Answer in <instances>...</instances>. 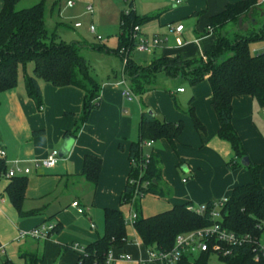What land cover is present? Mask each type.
<instances>
[{
	"label": "trees",
	"instance_id": "trees-1",
	"mask_svg": "<svg viewBox=\"0 0 264 264\" xmlns=\"http://www.w3.org/2000/svg\"><path fill=\"white\" fill-rule=\"evenodd\" d=\"M0 94L15 88L19 83L20 71H23L27 93L38 106L42 103L41 82H49L56 87L76 86L84 93V106L80 118L73 131H67L65 136L76 137L82 126L87 122L90 112L100 105L102 85L90 71V66L80 54L78 43L56 41L55 34L48 31L45 22V0L28 8L16 9L21 0H0ZM126 1V0H125ZM264 0H240L228 4L225 9L209 18L207 33H215L220 27L229 22L241 24L250 16ZM121 14V28L123 33L119 42L118 52L125 56V49L129 55L136 46L137 39L133 37V28L148 18H141L134 10L133 1ZM249 15V16H248ZM258 23V22H257ZM264 39V28L255 36L237 37L229 42L225 36L217 35L214 44L198 59H182L157 57L149 65V70L155 75L163 72L169 78L185 77L192 85L207 80L212 90V107L219 120L218 136L228 142L234 153V158L228 162L232 169L241 166V159L247 157L242 139L232 124L233 100L241 96H251L264 108V51L253 53L250 42ZM101 49V48H99ZM232 52L231 56L219 61L225 52ZM33 63V74H28V64ZM136 62L128 56L124 66L126 78L131 82L135 94L142 95L148 86L155 81H143L135 70ZM148 70V69H147ZM134 83V86H133ZM189 101V108L185 111L192 119L195 129L199 133H206V127L198 117L195 108ZM180 111V107L176 105ZM185 129V123L160 120L155 114L143 112L139 125V139L132 142L129 149L131 169L126 187L121 196V205L132 202L136 193L135 181H148V186H140V194L135 199L134 228L146 249L169 251L174 247L179 234L196 231L214 225L216 222L236 234H251L260 238L264 234V185L260 181L263 165L250 162L253 180L250 183L235 187L227 202L220 208V219L214 220L211 211L216 201L206 203L207 210L198 214L190 209L191 202L175 205L173 208L159 214L145 217L141 211V200L148 194L165 197L163 191L162 159L151 152L146 168L141 174V165L145 163L144 142L164 139L176 150L177 143ZM36 131L34 134H41ZM132 160L136 164H132ZM5 160L0 159V179L8 172ZM102 170V159L96 155L87 154L83 161L81 176L93 189L98 185ZM11 182L6 192L20 211L22 216L31 215L22 210L23 201L28 187V177L18 175L10 178ZM36 214V212L32 213ZM104 234L91 244L84 247L85 252L79 253L77 264H106L110 251L122 250L129 242L126 222L123 212L119 208H105ZM60 224L54 226L51 232H59ZM226 246L222 244V248ZM217 253L220 259L228 264H264V257L256 259L254 246L246 244L241 248H233L232 254L222 256L220 252L209 249L196 255H187L177 264H208L209 256ZM31 264H38L41 259L37 254H30ZM0 264H14L5 259Z\"/></svg>",
	"mask_w": 264,
	"mask_h": 264
},
{
	"label": "crops",
	"instance_id": "crops-1",
	"mask_svg": "<svg viewBox=\"0 0 264 264\" xmlns=\"http://www.w3.org/2000/svg\"><path fill=\"white\" fill-rule=\"evenodd\" d=\"M132 1L134 4V0ZM149 1L152 3V0ZM238 1L240 0H183L180 5L172 4L173 10L169 12L162 10L157 3H152L151 6L147 7L149 10L143 13L146 16L140 17H146L148 20H158L160 26H167L169 30L170 26H175L174 24L180 22L179 19L183 17L192 16L198 19L205 17L208 27L211 16L222 12L228 4ZM1 7L2 3L0 1ZM136 10L137 14L139 11L137 6ZM184 31L185 28L181 33H175L182 35ZM212 34L208 33L200 36V38ZM177 39L181 38L178 37ZM177 46L182 45L177 43ZM157 57L161 56H153L149 64ZM138 64L148 65L147 63ZM27 71L28 74H33V68L30 70L31 73H29V70ZM117 76L115 74L113 79L102 85L100 105L90 112L87 122L82 126L76 137L65 136V133L75 129L83 111L85 93L81 88L76 86L60 88L49 82H41L42 109H40V106L27 93L23 74V82L20 81L19 77V83L15 88L0 94V146L7 152L5 161L8 168L15 167L17 161L19 167L30 169V172L24 175L28 177V187L22 210L25 213H31V215L25 216L20 214L6 192L11 179H0V263L5 259H9L14 264H31L30 254H37L41 259L38 264H77L79 252L72 249L71 246L78 243L84 248L102 236L98 233V225L91 218L89 209L85 210L83 208L79 198L70 199L77 185L89 184L81 176L84 157L87 154L96 155L102 159V170L97 187L93 189L89 184L93 194H96L98 188L99 191L101 190L107 170L113 171V183L118 187L119 209L123 212L122 206L124 205H121L120 202L131 169L130 145L134 142V136L137 132L139 136L142 113L152 111L147 109L155 107L153 104L147 103L146 98L145 102L142 99L138 108L136 106V108H132L134 100L129 101L125 98L123 95L124 90L119 83L123 78H126L124 67L122 77L117 78ZM157 77L158 75L156 79ZM207 83V100L203 104L196 103L197 108H195L193 106L195 95L191 97L193 99L191 105L195 108L198 117L206 127V133H199L201 140L198 139L196 145L200 146L198 150L200 156L208 158L209 161L217 162L219 168L214 172L215 177H213L210 187L206 185L205 188L201 189L197 180L203 171L200 167L197 168V165L193 166L196 170V173H194L196 180L191 182L190 188L187 190L188 195L184 199H177L174 196L166 199L168 202L165 207H161L155 214L187 202H191L195 206L194 201H198L201 205L209 201H221V198L229 197L235 187L250 183L253 180L248 167L241 165L232 169L228 166V161L234 158V153L230 144L221 140L218 136L219 120L212 107V90L208 81ZM129 87L132 88V85ZM180 88L183 87H178L175 92L170 91V97L174 98L175 93L184 95L186 90L179 92L178 89ZM159 97L157 95V98ZM135 110H140V120L137 114L130 115L129 112ZM155 111L156 114L152 112L160 120L168 122L181 120L184 122L185 120L187 126L190 125L186 119L189 115L183 110L180 111L176 108L161 112L157 108ZM232 124L242 139L250 162L263 165L260 181L264 185V108L251 96L237 97L233 100ZM207 128L209 134L208 137H204L207 134ZM36 131H42L43 133L34 134ZM182 134L177 145L180 143ZM69 136L74 140L72 148L67 156L64 158L59 157L55 167L46 168L36 165L35 161L45 159L54 151L58 152L65 138ZM155 144L154 142L152 147H148L147 153L155 152L161 157L165 186L162 188L166 196H170L168 195L170 193V183L165 177L164 161L159 151L155 149ZM179 161L183 163L181 160ZM193 167L184 166L186 170L190 171L194 170ZM192 187L195 188L192 189ZM142 200L140 202L141 211ZM76 201L84 209V213H79L77 208L72 206V203ZM107 205L109 206L105 208H118L113 204ZM126 205L135 212L133 202ZM71 211L82 216H88L89 223L86 222L88 227L82 228L79 223H76L79 219ZM34 212L36 214H32ZM144 216L149 217L151 215L144 214ZM42 224L53 226L60 224L61 230L51 232L47 239L20 238L22 232L30 231ZM92 224L95 227H92ZM130 231L135 236V240H129L122 250L115 249L112 251L115 255L120 253L129 254L132 260L116 261L113 264H154L149 262L147 249L142 244L133 224Z\"/></svg>",
	"mask_w": 264,
	"mask_h": 264
},
{
	"label": "rangeland",
	"instance_id": "rangeland-1",
	"mask_svg": "<svg viewBox=\"0 0 264 264\" xmlns=\"http://www.w3.org/2000/svg\"><path fill=\"white\" fill-rule=\"evenodd\" d=\"M41 1L42 0H21L16 4V9L20 10L28 8ZM129 1L131 0H45L44 15L48 31L55 34L56 41L63 40L67 43H78L80 46V54L85 58L90 66L91 73L101 85L108 80L113 79L115 74L118 75L117 78L122 77L123 75V57L118 52V49L120 38L123 33L121 28V14L128 9ZM68 2H73V5L68 6ZM152 3H157L158 7L165 12L173 10V3H171L170 0H152ZM152 3L149 0H134L135 12H137V6L139 10L137 15L141 17L146 16V14L143 13H146L149 10L147 7L151 6ZM89 5L93 6V13L88 11L87 7ZM253 15L255 16L254 20H257L256 22H253L251 17L244 19L241 24L229 22L223 27H220L216 34L214 33L211 36L203 38H200V36L208 34L205 17L198 19L192 16H186L179 19L180 22H176L174 25H183L185 31L182 35H178L169 30L167 26H160L158 20L143 21L139 24L140 33L137 38L138 43L129 54V57L135 61L137 65L135 73L140 75L144 82L154 80L157 75L149 70V61L153 56L198 59L203 55L204 51L211 48L216 40V36L219 34L225 36L229 42H233L237 37L255 36L264 28V3L256 7L255 10H251L250 16ZM76 23H80L81 26L76 28L74 26ZM91 26H94L95 33H91ZM156 34L165 40L164 44H161V46L159 45L156 48H151L148 51H141L138 49L141 40H148L151 44L152 39ZM98 36L100 39H98ZM178 37L181 38L182 46H177ZM250 48L253 53L264 51V39L251 41ZM231 54L232 52H225L219 61L221 62L225 60L231 56ZM138 63H147L148 65H141ZM31 68H33V63L28 64L29 73H31ZM20 81L23 82V71H20ZM207 85L208 83L206 80L192 85L185 77L172 79L168 78L163 72H160L154 85L148 86V89L142 95H137L133 91L134 103L132 104V108H138L142 99H144L145 102L147 98V103H151L155 107H150L147 110H152L155 114V109L157 108L161 110V112H165L168 111V109H176V105L185 112L189 108V101L193 95H195V101L193 104L195 108H197L196 103L203 104V102L207 100ZM126 86H131L128 79H126V85H122L121 88L124 90L126 89ZM178 87H183L186 90V93L184 95L175 93L174 98L170 97V91L175 92ZM157 95L160 97L157 98ZM129 113L131 116L137 114L140 120V110L130 111ZM186 119L189 121L190 125L188 127L184 120L185 129L176 150H173L167 141H164L163 139L155 142V149L159 151L164 161L165 177L170 183V193L168 194L170 196L165 195V197L160 198L156 195L148 194L142 200L143 215H156L155 212L161 207H165L168 202L166 199H169L172 196L177 199H184V197L188 195L187 190H189L191 182L196 180L194 175V173H196L194 168L195 165H197V168L200 167L203 171L197 180L201 189L203 187L205 188L206 185L210 187L212 184L213 177H215L214 172L219 168V164L200 156L198 153L200 146H197L196 142L198 139L201 140V137L199 132L195 129L191 117L188 116ZM208 134L209 132L207 128V134L204 135V137H208ZM138 139L139 136L137 132L133 141H137ZM144 152H148V147H144ZM186 165L194 166L193 171L195 172L192 170H186L184 168ZM112 177L113 171L107 170L105 179L101 185V190L99 191L98 188L95 195L93 194L91 186L85 184L77 185L72 192V197H70L71 200L79 198L83 208L85 210L89 209L91 218L98 225V233L100 235H103L105 232L104 210L105 207L109 206L107 204L116 205L118 208L120 207L119 194H117L118 187L113 183ZM194 188L192 187V189ZM223 199L224 198H221V200ZM194 203L196 207L201 206L198 201H194ZM122 209L129 240L134 241L135 236L130 230L132 228L131 216L135 212H133L134 210H131L126 204L122 206ZM162 211L164 212L167 210ZM72 213L79 219L76 223H79L82 228L88 227V224H86V222L89 223L88 216H82L76 212ZM260 242L261 244H264V234L261 236ZM200 255L201 252L197 253L196 258ZM220 258L219 254L212 253L209 256L208 264H228L223 262Z\"/></svg>",
	"mask_w": 264,
	"mask_h": 264
},
{
	"label": "built area",
	"instance_id": "built-area-1",
	"mask_svg": "<svg viewBox=\"0 0 264 264\" xmlns=\"http://www.w3.org/2000/svg\"><path fill=\"white\" fill-rule=\"evenodd\" d=\"M173 5H180L183 3V0H170ZM68 6H72L73 2H68ZM88 11L90 13L94 12L93 6L89 5L87 7ZM76 27H80V23L75 24ZM183 25L178 26H170V30L176 33H181L183 31ZM91 33H95L94 26H91L90 29ZM133 37L138 38V34L140 33V26L136 25L133 28ZM98 39L100 37L98 36ZM165 40H163L160 36L155 35L152 39V42L148 40H141L140 44L138 45V49L141 51H148L151 48H156L159 45L163 44ZM178 45H182L181 39H177ZM125 52V56L123 57V65L125 66L128 61V54L126 53L125 49L121 50V53ZM120 85H126V80L123 78L121 82H119ZM179 92H184V88L178 89ZM123 95L125 98L129 101L134 100V93L131 87L126 86V89L123 91ZM40 109H42V106H40ZM154 144L153 140L145 141L143 146L145 147H152ZM144 156L146 158L145 163H143V166L141 165V174L144 172L146 168V163L149 161L150 153H144ZM7 152L6 150L0 146V159L6 160ZM59 160V155L57 151H54L50 153L45 159L40 161H35L37 166H43L46 168H53L57 165ZM132 164L135 165L136 161L132 160ZM30 172L29 168H21L18 166V162H15V167L9 168L8 172L5 174V178H12L18 175H25ZM130 183L132 185H136V193L135 197L132 200L134 203L135 199L140 194V186H148L150 182L144 181H135L131 180ZM228 197L224 198L221 201H216L214 203V208L211 211V216L214 220L220 219V208L223 207L224 203L227 202ZM73 207H76L79 213H84V209L79 206V203L73 202ZM190 209L195 210L198 214H204L207 210L206 204H203L199 207L191 206ZM132 224L134 220L137 218V214H133L132 216ZM92 227H95L94 224H92ZM53 225H47L42 224L30 231L22 232L20 234V238H26L31 237L34 239H47L49 238L51 231L53 230ZM261 238V237H260ZM260 238H254L251 234H236L235 232L229 231L228 229L224 228L221 223L216 222L214 225L198 229L196 231L188 232L179 234L175 239L174 247L169 251H162L158 249H147V255L149 262H152L154 264H177L183 258L187 255H196L199 252H206L209 249H212L215 252H220L222 256H227L229 254H232L233 248H241L242 246L246 244H250L254 246V251H258L256 255V259L259 258V256L264 257V244H261ZM222 244L225 245V248H222ZM72 249L79 253H84L85 249L80 246L78 243L73 244ZM132 260V257L129 254H123L120 253L118 255H115L113 251H110L107 255L106 264H113L116 261H130Z\"/></svg>",
	"mask_w": 264,
	"mask_h": 264
},
{
	"label": "water",
	"instance_id": "water-1",
	"mask_svg": "<svg viewBox=\"0 0 264 264\" xmlns=\"http://www.w3.org/2000/svg\"><path fill=\"white\" fill-rule=\"evenodd\" d=\"M149 114H154L152 111H148ZM73 138L72 137H66L64 140V143L62 145V147L60 148V150L58 151V155L61 158H64L65 156L68 155V153L70 152L72 145H73ZM241 165L244 167H248L250 165V160L248 157H243L241 159Z\"/></svg>",
	"mask_w": 264,
	"mask_h": 264
}]
</instances>
